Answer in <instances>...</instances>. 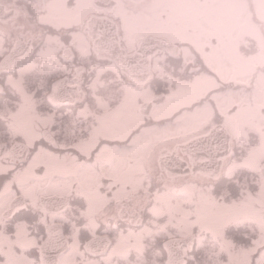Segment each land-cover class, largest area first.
Returning <instances> with one entry per match:
<instances>
[{"label": "snow or ice", "instance_id": "6c2138e0", "mask_svg": "<svg viewBox=\"0 0 264 264\" xmlns=\"http://www.w3.org/2000/svg\"><path fill=\"white\" fill-rule=\"evenodd\" d=\"M261 10L0 0V264H264Z\"/></svg>", "mask_w": 264, "mask_h": 264}, {"label": "flooded vegetation", "instance_id": "af4514ba", "mask_svg": "<svg viewBox=\"0 0 264 264\" xmlns=\"http://www.w3.org/2000/svg\"><path fill=\"white\" fill-rule=\"evenodd\" d=\"M261 15H264V10H261ZM242 34H249V35H254L255 34V30L249 26H247L246 24H243L241 23L239 28L237 29L235 35H230L229 37V58H238L239 57V54L236 52L235 50V46L234 44L232 43L233 41L235 40H238ZM179 38V37H178ZM193 45L196 46L197 48L201 47L202 46V42L199 41V39L197 40H193L192 41ZM258 47L260 48V50L255 54V61L257 63H264V43H261L258 45ZM153 70H155V68H153ZM208 84L207 81L205 80H201L200 81V85L202 87H206ZM184 100V97L183 95H179L177 96V98L172 102L170 103L169 105L166 106L165 109H162L161 110V113L160 114H163L164 111H167L168 109H171L175 106H177L179 103H182ZM199 118H194V123H193V126H190L188 128H186L184 131L185 132H191V131H195L196 130V121L198 120ZM162 143V142H161ZM157 145H153L148 151H149V154L154 150L156 149ZM142 159H147V156L145 157H142Z\"/></svg>", "mask_w": 264, "mask_h": 264}]
</instances>
